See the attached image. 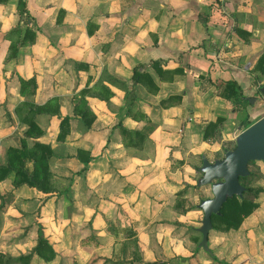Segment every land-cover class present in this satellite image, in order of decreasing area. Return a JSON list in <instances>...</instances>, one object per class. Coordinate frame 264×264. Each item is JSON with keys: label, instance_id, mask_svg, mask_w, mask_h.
Instances as JSON below:
<instances>
[{"label": "crops", "instance_id": "obj_1", "mask_svg": "<svg viewBox=\"0 0 264 264\" xmlns=\"http://www.w3.org/2000/svg\"><path fill=\"white\" fill-rule=\"evenodd\" d=\"M25 2L34 36L22 45L18 0L0 2V164L9 146L48 144L54 188L14 186L13 174L0 181V250L28 253L40 225L56 252L48 264H264V190L238 229L208 232L211 253L199 247L196 194L205 192L202 155H223L246 117L216 81L234 79L246 97L264 83L252 71L264 0ZM15 27L20 36L8 35ZM30 78L34 90H21ZM52 99L34 114L42 133L25 136L24 103ZM84 105L90 124L75 112ZM63 116L69 131L58 140ZM218 117V133L204 140Z\"/></svg>", "mask_w": 264, "mask_h": 264}, {"label": "trees", "instance_id": "obj_2", "mask_svg": "<svg viewBox=\"0 0 264 264\" xmlns=\"http://www.w3.org/2000/svg\"><path fill=\"white\" fill-rule=\"evenodd\" d=\"M5 0H0V2ZM18 12L24 23L27 24L25 28L23 37L20 42V45L24 44L29 40L32 42L34 32L30 29L32 25L31 16L28 13L26 8L25 0H18L17 3ZM235 32L243 37L245 40L250 36V32L245 31L239 27H235ZM20 33V28H13L8 35H13ZM20 36V35H19ZM17 46H13L10 49L9 57L16 55ZM252 71L255 74V79L260 83L264 76V49L257 58ZM135 81V78H134ZM211 82V81H210ZM213 84V82L211 83ZM259 84L260 87L263 85ZM24 85H30L32 90L35 88V80L30 78L28 80L21 79V90ZM216 88L218 89V94L231 101L234 111H242L248 105L246 96L243 94L240 85L234 80H217L215 83ZM259 87V88H260ZM83 92V91H82ZM55 99H52L46 102L43 105H35L33 103H24L27 105L26 115L21 118V120L28 124L27 129L24 131L25 136H31L33 133H42L39 129L37 123L34 120V114L41 112L47 108ZM19 111V108H16ZM75 112L83 120L88 121L90 124L94 120V115L90 110L84 105L82 108L78 109L75 107ZM58 113V108L55 110V114ZM257 120V119H256ZM254 120V121H256ZM68 121L69 117L63 116L60 119L59 132L57 135L58 140H63L65 135L68 133ZM253 120L248 119L246 114L245 119L241 122V130L248 127L254 122ZM222 122V118L218 117L216 121L209 122L204 128L203 139L208 140L209 138H214L218 133V125ZM122 133H129L127 130L122 129ZM139 133L135 132V135ZM229 146H226V145ZM227 144L223 146V150L232 149L235 147V140L228 141ZM81 150H78V154ZM53 154V149L48 144H43L39 142H34L31 146H28L24 141L20 147L9 146L6 149V163L0 164V181L5 179L10 174H13L12 183L14 186H19L21 184H26L30 187H35L43 192H50L53 190L54 185L52 182V172L49 170V158ZM219 158L221 156H217ZM90 160V157L82 159L84 163V168ZM255 161H249L248 171L249 174L244 177H239V182L245 187L241 196L233 195L231 198H228L220 207V210L216 214L211 215L212 228L221 231H228L230 229H238L243 221V219L251 214L257 207L258 202L256 198L259 193L264 190L262 186L252 187L249 184L250 179L254 176L255 170L251 166ZM198 169V168H197ZM258 172L259 169L257 168ZM199 173H201L199 171ZM201 176V175H200ZM258 176L263 177L262 173H258ZM202 199L198 201L200 203ZM3 206V200L0 204V208ZM56 256L52 245L44 237L42 233L41 226L38 225L37 228V240L35 245L31 250L26 254H20L17 257H13L0 250V264H48ZM147 264H165L162 261H155Z\"/></svg>", "mask_w": 264, "mask_h": 264}, {"label": "water", "instance_id": "obj_3", "mask_svg": "<svg viewBox=\"0 0 264 264\" xmlns=\"http://www.w3.org/2000/svg\"><path fill=\"white\" fill-rule=\"evenodd\" d=\"M264 98V84L259 89ZM248 103L254 98L247 96ZM235 147L225 149L221 158L210 161L202 155L199 167L201 176L197 185H209L212 195L204 198L198 204L202 211L201 224L198 231L201 234L199 247L208 253V232L212 229L211 215L219 212L222 204L233 195L241 196L245 187L240 184L239 177L249 174V161H262L264 164V115L241 130L235 137Z\"/></svg>", "mask_w": 264, "mask_h": 264}, {"label": "rangeland", "instance_id": "obj_4", "mask_svg": "<svg viewBox=\"0 0 264 264\" xmlns=\"http://www.w3.org/2000/svg\"><path fill=\"white\" fill-rule=\"evenodd\" d=\"M254 83L256 85L259 84V82L256 80H254ZM259 89L257 87L255 93H253V95H254L253 96V98H254L253 103H248V105L244 108V110H242L244 112L240 113V115H243L244 113H246L248 116L252 115L251 117H253V120H254V118L255 119L260 118V116L264 115V98L262 97ZM259 105H262V106H259ZM248 109L250 112H248ZM248 113H251V114H248ZM241 128L242 127H240L239 130L236 132L239 133L241 131ZM226 146H229V145L227 144ZM251 168L253 170H255L256 172H255L254 176L250 179L249 184L252 187L257 186V185L264 187V164H263V162L262 161H255V163L251 166ZM257 168L259 169V172H258ZM258 173H262L263 177L258 176ZM200 175H201V173H198V178L200 177ZM202 187H205V192H202L201 188L197 190L196 194H197V200L198 201L200 199H204V198L210 197L212 195L209 185H204ZM3 200H4V198H3ZM201 217H202V215H201ZM9 240L10 239L8 238V245H10ZM18 249L21 250L20 248H18Z\"/></svg>", "mask_w": 264, "mask_h": 264}]
</instances>
